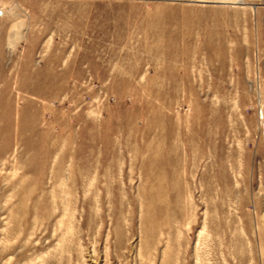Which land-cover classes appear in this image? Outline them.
<instances>
[{
  "label": "rangeland",
  "instance_id": "374dc122",
  "mask_svg": "<svg viewBox=\"0 0 264 264\" xmlns=\"http://www.w3.org/2000/svg\"><path fill=\"white\" fill-rule=\"evenodd\" d=\"M0 264H264V0H0Z\"/></svg>",
  "mask_w": 264,
  "mask_h": 264
},
{
  "label": "bare ground",
  "instance_id": "6f19581e",
  "mask_svg": "<svg viewBox=\"0 0 264 264\" xmlns=\"http://www.w3.org/2000/svg\"><path fill=\"white\" fill-rule=\"evenodd\" d=\"M240 3H242V2H240ZM243 5V4H242Z\"/></svg>",
  "mask_w": 264,
  "mask_h": 264
}]
</instances>
